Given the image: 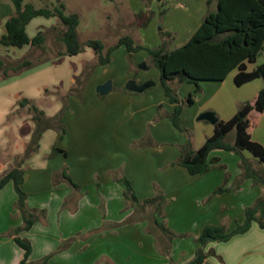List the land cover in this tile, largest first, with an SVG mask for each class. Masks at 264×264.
Wrapping results in <instances>:
<instances>
[{"label":"crops","instance_id":"1","mask_svg":"<svg viewBox=\"0 0 264 264\" xmlns=\"http://www.w3.org/2000/svg\"><path fill=\"white\" fill-rule=\"evenodd\" d=\"M3 1L0 0V5ZM5 1V9L0 7V55L18 59L32 48L30 45L7 46L1 42L7 31L6 20L14 11L11 0ZM155 1L141 10L157 8L163 15L159 21L161 27L156 31L153 21H150L146 31H151L152 40L144 36L140 44L160 45V32L164 30L175 36L170 49L187 43L209 10L217 7L216 0L211 4L208 0ZM37 17L27 25L31 37L35 33L31 23L42 19ZM89 51L87 59L82 58L81 53L55 57L56 53L52 61L0 78V176L17 164H13L14 155L24 154L35 128V123L31 122V130L23 135L21 129L25 125V117L17 114L9 120L10 114L19 108L27 107L29 111V107L20 106L19 101L30 99L48 116L57 114L66 106L64 138H59L60 133L56 129L46 130L38 150L22 163L25 169L23 189L28 193V205L45 209L42 219L30 230L14 234L12 229L24 222L16 208L18 194L12 181L0 189V264H20L23 260L24 249L15 241L18 235L32 243L31 262H40L51 255L52 264H186L197 256L201 245L195 238L206 225L226 220L228 229H233L236 222L243 221L245 208L254 204L264 192V187L252 184L249 188L253 182L246 179L235 195L234 203L226 193L209 200L223 184L225 174L216 168L200 176L191 175L185 167L174 164L180 156L178 145L187 139L176 136L177 130L170 119L175 103L169 100L165 91L159 90V85L162 86L160 77L137 78L138 83L149 81L154 84L143 92H133L109 75L107 64L104 65L105 79L112 77L113 87L108 94H100L92 83L100 67L97 65L98 57L94 50ZM86 65L95 68L83 91L69 94ZM247 67L248 70L256 68H250L249 64ZM104 80L99 79L97 83L102 84ZM233 81L228 80V76L221 82L202 81L200 93L195 95L192 86H187L182 96L187 91L188 96H193L195 115L213 110L219 119L228 120L244 102L255 99L264 88L262 78L242 85L235 81L233 84ZM48 91L53 93L48 95ZM59 92L63 98L58 97ZM160 113L163 119L158 121ZM154 118L155 122L146 134L145 128ZM184 119L181 115V122ZM205 121L207 124L195 126L196 144L191 138L194 148H199L214 133L215 124ZM160 130L174 134V141H163L159 136ZM252 137L264 145V112ZM142 139L148 144L145 148H130L133 141ZM55 145L64 149L66 154L51 155ZM212 154L213 151L210 157ZM64 167L68 168L79 187L73 188L66 181H54L55 173ZM120 168V176L131 180L140 198L153 197L160 191L165 193L168 196V224L177 232H191L192 237L174 239L170 253L165 254L158 248L156 236L148 231L149 220L117 226L135 212L134 207H127L125 185L114 178V171ZM235 172L240 174V170ZM71 238L75 241L59 250L60 245ZM203 248L205 252L214 249L223 260L209 255L202 264H264V228L254 221L248 231L228 241L209 242Z\"/></svg>","mask_w":264,"mask_h":264},{"label":"trees","instance_id":"2","mask_svg":"<svg viewBox=\"0 0 264 264\" xmlns=\"http://www.w3.org/2000/svg\"><path fill=\"white\" fill-rule=\"evenodd\" d=\"M144 1L151 2L152 0ZM216 1V9L209 10L191 39L178 48L170 49V44L175 36L172 32L164 30L160 32L162 42L158 46L150 47L136 44L131 36L121 37L117 45L110 47L107 51H105L104 43L98 39L90 40L88 45L98 57L97 65L101 66L111 62L112 53L117 47L124 46L130 53L142 49L147 50L154 65L160 70L161 84L166 96L171 102L175 103L170 119L176 127L181 128L180 121L184 102L186 105H192L194 104V98L189 95L182 102L172 86V82L178 77L182 76L184 80L195 84L197 91H201L202 81H223L233 70H237L234 77L237 85H242L256 78L264 79V62L257 65L253 70H248L247 67L248 63L257 61L264 47V0ZM12 2L14 11L6 20L7 31L1 37V42L4 45L16 47L30 45L32 49L44 48L47 38L45 32L40 30L34 37H31L27 31V25L37 16H55L64 25L59 38L64 43L65 49L59 51L57 55L73 56L84 50V45L78 37L80 16L77 13H67L63 2H60L54 9L37 8L33 3H24V0H12ZM211 2L212 0H208L209 4ZM153 13L154 11L151 9L142 11L137 14L136 20L140 25L147 26ZM42 60L44 59L33 60L31 53L18 59L0 55V78L22 73L24 70L41 63ZM76 82V87L72 88L69 94L83 91L85 81L77 79ZM19 104L22 107H29L35 128L30 142L26 144L21 161L0 176V189L12 181L18 194L16 208L22 214L24 222L21 226L12 229L14 234L30 230L46 213L45 209L32 208L28 205V193L23 189L25 169L22 167V163L38 150L40 140L46 130H58L60 139H63L66 133V126L63 121L66 106L56 115L48 116L43 109L28 98H22ZM263 112L264 88L260 90L255 99L244 102L232 118L228 120L219 119L215 124L214 133L199 148H194L190 142L182 145L180 156L174 164L185 167L191 175L199 176L216 167L225 168L224 164H220L219 157L210 158L211 152L216 149L237 152L248 150L254 157L264 162V145L252 137L253 130L259 125ZM234 130L236 131L234 141H226L228 134ZM141 144H143V147L148 145L144 139H142ZM60 152L66 154L64 149L55 145L51 155ZM245 163H242L244 169L242 178H253L256 184L264 187V173ZM54 181L56 183L66 181L73 188L79 187L71 178L67 167L55 173ZM119 181L125 185L124 195L127 205L131 204L135 208V212L127 222H136L137 219L149 220L148 231L156 236L160 251L169 254L173 239L185 237L187 234L177 232L164 221L159 220L158 210H160V214H163V208H165L168 201L167 195L160 191L153 197L140 198L129 178L123 176ZM227 181L228 176L225 178V183ZM223 184L211 196L220 195L227 190ZM153 206L155 207L154 212L148 213L147 209ZM254 221H257L264 228V194L260 195L253 205L246 208L244 220L238 222L233 229H228L223 224L206 225L195 238L201 245L197 256L186 264H202L209 255H215L223 260L222 256L218 255L214 249L205 252L203 247L209 242L228 241L233 236L248 231ZM116 225H122V222ZM155 228H158L161 232H157L158 230L156 231ZM162 234L169 240L168 243L161 242ZM15 241L24 249V258L20 264H52L50 262L51 255L45 256L40 262L29 261L33 250L31 241L20 235L15 237ZM67 243L63 242L59 250L66 248Z\"/></svg>","mask_w":264,"mask_h":264},{"label":"rangeland","instance_id":"3","mask_svg":"<svg viewBox=\"0 0 264 264\" xmlns=\"http://www.w3.org/2000/svg\"><path fill=\"white\" fill-rule=\"evenodd\" d=\"M3 2L4 3L0 5V7L5 9L6 1L4 0ZM60 2H63L65 4L67 13H77L80 16V24L78 26V37H79L80 42L84 45V50L80 54L82 58L87 59V57H89V54H90L89 50L91 51L93 50L88 45V42L92 39L101 40L105 45V51H107L110 47L116 46L119 39L123 36H131L134 39L136 44H140L144 36L149 41L152 40L151 31H146L148 28L147 26L149 24L147 26H142L136 20L137 14L142 12L141 9H145L146 7H149L151 4L150 2H147L144 0H24V3H33L35 7L37 8H51V9H54V7L57 6ZM151 2H156V1L152 0ZM10 4L13 6V2ZM136 11H139V12L135 14ZM153 11L154 13L152 14V18L150 21H153L152 26L153 28H155L156 31H158V29L161 27V23H159V21H161L163 15L159 13V10H157V8H155V10ZM37 18H42V19L40 21L31 23V26L33 25V29L35 32L34 36L38 33L39 29H42L45 32L47 38H46L44 48L30 49L29 53H31V57L35 61H37L38 59H44L42 60L41 63L45 61L49 62V61L54 60L55 57H58L56 53H58L59 50H62L65 47L64 43H62V41L59 38L60 31L64 25L60 22L58 18L54 16H51V17L40 16ZM54 22L57 24L54 25ZM134 53H135V56L133 58L132 53L128 52L123 46L117 47L113 51L112 60L106 67L108 68L109 75L114 76L117 83H122L123 85H127L129 81L137 79V78H142V76L158 77V78L160 77L159 69L154 65L149 53L146 50L142 49ZM76 62H77V65L79 66L80 65L79 59ZM263 62H264V47L257 61L255 63H248V64L250 68H253ZM94 68L95 66L92 67V66L86 65L85 68L77 76V79L84 80L86 83L89 77L92 75ZM104 68L105 66L100 65L92 81L93 86H95L96 90L98 86L100 85L97 83V80L105 79L106 72ZM235 73H236V70H233L232 72H230L228 75V80L233 81V76ZM182 78L183 77L180 76L177 79H175L172 82V86L183 102L188 97V93H189L188 91L184 93L185 95L184 97L182 96V92L185 91V88L187 86L189 87L192 86L193 93L195 95L200 93V91L196 90L195 84L189 83L186 80H184L183 82ZM109 80L113 82L112 77L106 78L104 81L107 82ZM217 82H221V81H217ZM233 84H235L234 81H233ZM235 86L236 88H240L237 85ZM158 88L159 90H161V92H164L163 87L161 85H159ZM52 93L53 91L47 92L48 95H51ZM58 97L63 98L60 92L58 94ZM49 98L50 97L48 96L47 102ZM161 110L162 108L160 106V112ZM17 114L19 116L25 117V125H23L21 129V133L25 135L27 132L31 130V125L32 123H34L30 117L32 116V113L28 111L27 107L19 108L15 112L10 114L9 120H11L12 118H15ZM195 114H196V109L194 108V105L193 104L186 105L184 102V109H183L182 117L185 119L183 122L180 121L181 128L176 127L174 123L172 122L174 127L177 130V135H176L177 138L184 137L185 139H187L185 143L178 145L179 148L188 142L191 143V138L193 139V143L196 144V141H195L196 136H195V131H194L195 126L201 123L207 124V121L205 120H201V121L198 120V117L201 113L197 115ZM161 119H163V115L160 113V115L158 116V121H160ZM154 122H155V118L152 122L147 124L145 128L146 134H149L150 129L152 127L151 124H153ZM133 131L134 129H132V132ZM235 134H236L235 130L230 132L226 138V141L233 142L235 139ZM159 136L161 137L163 141H174V134L169 133L165 130L164 131L160 130ZM17 137L18 136L16 135V138ZM141 141L142 140L133 141L130 144V148L132 150H138V149L145 148V146L143 147V144H141ZM216 152H219V153L216 154ZM22 156H23L22 153L18 155H14L15 158H14L13 164H16L17 162L21 161ZM213 157H219L220 164H224L226 166L225 168H222V167H216V168L221 169L224 172L225 178L226 176H228V181L225 183V179H224V182H223L225 183L223 184L225 185L224 187L227 188V190H225L223 193H226L227 196H229V198L233 199L232 203L235 202V195L237 194V192H239V189L242 187V184L245 182L246 179H251L253 182L251 183V185H249V188H252V184H255L256 186L257 185L261 186L259 184H256L253 178H245V177L242 178V173L244 170L242 167L243 162H246L245 164L247 165H252V168L256 169L257 171H262L264 173V162H261L259 159L254 157L248 150L237 152V151H227L223 149H216L213 151V154L210 158H213ZM238 170H240L239 175H237L238 173L236 174L235 172ZM120 171H121V168L114 171L115 173L114 178H116L118 181L121 177H123V176H120ZM154 185H155V188H157V184L155 182H154ZM262 194H264V192H262ZM216 196H210L209 200L213 199V197H216ZM166 197L168 199V196ZM167 202H166L165 208H163L164 209L163 214H160L161 212H159L160 210H158V213H159L158 218L159 220L164 221L168 226H170L168 224V221L166 220ZM127 207L130 208L133 206L129 204ZM154 209H155L154 206L150 207L147 209L148 210L147 212L148 213L154 212ZM100 210H101V207H100ZM243 213H244L243 216L245 218V211ZM102 215L103 216L105 215L103 211H102ZM129 218H131V216L125 219L122 222V225L135 223V222H127ZM41 219L42 217L40 218V220ZM141 220L139 219L138 221H141ZM223 221H226V220H222V222H219L218 224H215V225L223 224L228 228V224H226L227 221L226 222H223ZM237 223L238 222H236V224ZM118 226H121V225H118ZM156 231L161 232V230H159L158 228L156 229ZM183 233L187 234L185 236L186 238L192 237L191 232L189 231H184ZM185 237H181V238H185ZM176 239H179V238H176ZM74 241L75 239L72 238L71 240L65 241V243L68 242L67 244L71 245ZM168 241L169 240L166 238V236L162 234L161 242L168 243Z\"/></svg>","mask_w":264,"mask_h":264},{"label":"water","instance_id":"4","mask_svg":"<svg viewBox=\"0 0 264 264\" xmlns=\"http://www.w3.org/2000/svg\"><path fill=\"white\" fill-rule=\"evenodd\" d=\"M154 82H143L138 83L136 79L129 81V83L126 85V88L133 92H143L146 89H148L151 85H153ZM113 87V82L111 80L102 83L98 86L97 90L100 94H108ZM199 120H208L212 122L213 124H216L219 120V117L217 116L216 112L213 110H207L202 112L199 117Z\"/></svg>","mask_w":264,"mask_h":264}]
</instances>
